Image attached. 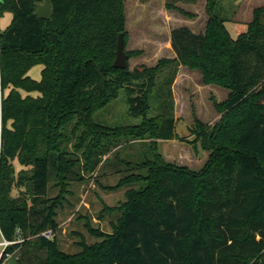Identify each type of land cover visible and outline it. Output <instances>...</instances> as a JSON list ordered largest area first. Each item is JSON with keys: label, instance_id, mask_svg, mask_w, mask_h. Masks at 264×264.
<instances>
[{"label": "trees", "instance_id": "obj_1", "mask_svg": "<svg viewBox=\"0 0 264 264\" xmlns=\"http://www.w3.org/2000/svg\"><path fill=\"white\" fill-rule=\"evenodd\" d=\"M43 1L0 0V18L12 16L0 30V234L11 243L0 264H264V7L232 36L213 14L217 0H205L203 31L173 29L174 57L139 72L112 67L118 34L125 36L124 0H49L51 18L41 20L35 6ZM36 65L37 81L28 76ZM171 65L229 91L215 105L223 115L210 130L194 122L208 153L199 172L157 152L155 141H183L173 118H146L154 77ZM120 90L140 124L110 129L93 121ZM71 124L76 141L66 153ZM147 134L154 140L150 157L120 162L145 174L108 188L142 182L125 191L111 233L87 226L99 242L74 255L60 252L57 210L70 179H82L74 169L96 170L110 140ZM51 179L57 193L48 197Z\"/></svg>", "mask_w": 264, "mask_h": 264}, {"label": "rangeland", "instance_id": "obj_2", "mask_svg": "<svg viewBox=\"0 0 264 264\" xmlns=\"http://www.w3.org/2000/svg\"><path fill=\"white\" fill-rule=\"evenodd\" d=\"M184 0H124L125 36L122 35L123 49L126 55L138 52L128 59V70L152 68L157 61L174 57L170 48V34L173 29L183 25L190 27L194 33L202 32L207 22L205 0L183 2ZM172 4L175 9L168 10L165 4ZM264 7V0H217L213 14L224 22L228 32L234 36L235 30L244 29L252 20L255 9ZM11 19L6 14L0 18V30L5 28ZM42 66L36 65L30 69L28 76L39 80ZM173 80L170 83V78ZM229 91L215 85H206L197 70L188 69L182 65L167 66L154 77L153 86L148 93V110L146 118L150 119L160 114L172 117L175 122V133L179 139L171 141H155L157 152L163 161L177 166H183L191 171L199 172L205 165L208 153L200 146V139L195 133V121L201 122L206 130H210L223 115L217 112L215 105L224 102ZM93 121L110 129L139 125L140 116L128 115L126 94L118 92L117 98L93 115ZM73 124V123H72ZM72 124L65 129L66 140L62 148L66 153H72L75 138L70 135ZM78 134V133H77ZM76 134V135H77ZM149 134L143 139L110 140L108 151L100 157L96 170L85 173L81 165L74 171L82 176L81 180L70 179L68 194L57 210L56 221L58 229L55 234L58 250L66 255H74L81 250L82 245H91L101 239L93 236L92 230L111 233V223L115 222L119 213L117 209L124 202L125 191L138 189L142 182L128 183L119 189L113 188L126 176L133 173L142 175L145 171L127 168L121 164L126 160L135 164L142 155L150 157L149 145L153 143ZM193 142V143H192ZM76 153L75 156H79ZM70 159L72 157H69ZM15 170L19 166L14 162ZM54 180L48 184V197L57 193L51 189ZM125 183V182H124ZM112 209V210H110ZM110 210V211H109Z\"/></svg>", "mask_w": 264, "mask_h": 264}, {"label": "water", "instance_id": "obj_3", "mask_svg": "<svg viewBox=\"0 0 264 264\" xmlns=\"http://www.w3.org/2000/svg\"><path fill=\"white\" fill-rule=\"evenodd\" d=\"M35 15L41 20H49L51 18V4L49 0H44L42 4L35 6ZM128 66V56L123 49L122 34H118L115 56L112 67L119 70H124Z\"/></svg>", "mask_w": 264, "mask_h": 264}, {"label": "built area", "instance_id": "obj_4", "mask_svg": "<svg viewBox=\"0 0 264 264\" xmlns=\"http://www.w3.org/2000/svg\"><path fill=\"white\" fill-rule=\"evenodd\" d=\"M43 236L47 239H49L51 237V234L50 233H44ZM11 245L10 242H7L6 240L3 239V237L1 236L0 234V257L3 253V251L5 250V248L7 246Z\"/></svg>", "mask_w": 264, "mask_h": 264}, {"label": "crops", "instance_id": "obj_5", "mask_svg": "<svg viewBox=\"0 0 264 264\" xmlns=\"http://www.w3.org/2000/svg\"><path fill=\"white\" fill-rule=\"evenodd\" d=\"M4 15H6V14H4ZM4 15L1 17V18H3L4 17ZM10 15V14H9ZM12 17V16H11ZM10 21H11V19L9 20V22H8V24L10 23ZM8 24L7 25H5V28L8 26ZM183 26H185V27H187V28H189L190 29V27L189 26H187V25H183ZM181 27V26H180ZM5 28H3V29H5ZM35 95V94H34Z\"/></svg>", "mask_w": 264, "mask_h": 264}]
</instances>
